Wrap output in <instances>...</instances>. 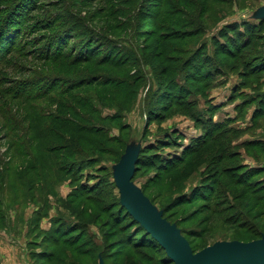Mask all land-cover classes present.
<instances>
[{
    "label": "rangeland",
    "instance_id": "1",
    "mask_svg": "<svg viewBox=\"0 0 264 264\" xmlns=\"http://www.w3.org/2000/svg\"><path fill=\"white\" fill-rule=\"evenodd\" d=\"M34 1L0 57V264H141L131 174L195 252L262 239L264 0Z\"/></svg>",
    "mask_w": 264,
    "mask_h": 264
},
{
    "label": "water",
    "instance_id": "2",
    "mask_svg": "<svg viewBox=\"0 0 264 264\" xmlns=\"http://www.w3.org/2000/svg\"><path fill=\"white\" fill-rule=\"evenodd\" d=\"M132 176L118 180L121 205L158 242L173 264H264V237L251 242H217L194 252L180 230L130 185Z\"/></svg>",
    "mask_w": 264,
    "mask_h": 264
},
{
    "label": "trees",
    "instance_id": "3",
    "mask_svg": "<svg viewBox=\"0 0 264 264\" xmlns=\"http://www.w3.org/2000/svg\"><path fill=\"white\" fill-rule=\"evenodd\" d=\"M28 0H10V2H6V4L4 6H0V51L3 49H5V54L3 56V54L0 56L1 60L4 59L5 57H7L8 55H12L14 53H16L18 48V44H17V39L18 37L23 35V30L19 23L21 22V19L24 20V14L22 13L23 10L26 8L27 9V2ZM40 0H35L34 3L30 6L29 9L31 8H35L36 6V2H38ZM68 0H62L61 4L63 2H67ZM26 3V4H25ZM51 6L53 8H55V4L52 3ZM36 10V9H35ZM59 17H61L59 15ZM25 21V20H24ZM47 22H49V20H47ZM52 21L49 22L48 25H44V29L45 31H52L54 24L51 23ZM23 31V32H22ZM22 32V35H21ZM249 28L248 27H244L243 32H241L239 29L234 31V34L236 35L235 37H237L236 41H233L231 44L237 49H242L244 50L245 48H247L248 46L252 45V41L251 38L254 35H251L249 33ZM6 46V48H4ZM46 46H49L50 51L53 48H57V45L55 43L54 40L50 41L47 43ZM236 49V50H237ZM227 51H223L224 54H228V55H232L234 57H238L240 55L237 54L231 49V46L226 49ZM91 51V49L86 46L83 47L81 46L79 51H77L78 56H76L74 58V62L75 63H88V62H93L94 57L91 56V53L88 54V52ZM57 52V51H56ZM63 52H61L60 50L58 51V53H55V55H53V57H47V59H59L64 57L65 54H62ZM88 54V55H87ZM50 56V55H48ZM141 156L138 157L137 160V166L135 171H137L141 166ZM252 169V168H251ZM254 172H253V171ZM251 171L245 172L240 174L239 176L241 177H248L250 172H253L254 175L260 173L262 171L261 170H256V169H252ZM251 173V174H253ZM248 174V175H247ZM250 174V175H251ZM240 177V178H241ZM241 180L239 179V182ZM255 185V190L253 191L254 195L259 193L260 191L264 192V183H259L258 181H256ZM186 193H182L181 195L177 196L176 199L173 201L174 203L176 202V200L182 198L183 196H185ZM121 205V204H120ZM173 206V205H171ZM206 209L208 210L209 208L212 209V207H209L208 205H205ZM121 208L125 210L126 214L132 219L133 224H135V226L138 228V230H141V232L139 234L136 235V237L132 240L127 241L128 246L130 247V255H136V257H138V259L141 261V264H173V262L169 259V257L167 256L165 250L158 244V242L156 240H154L150 234L147 233V231L137 222L134 220V218L127 212V210L125 209V207H123L121 205ZM164 217L171 221L169 217L166 216L165 212H163ZM132 226V225H130ZM240 226L244 227L245 223H241ZM264 226V223H263ZM264 230V229H263ZM59 231V230H57ZM190 244V243H189ZM191 246V244H190ZM192 250L195 252V249L191 246ZM144 250L150 251L152 252L155 256L157 255V257H152V258H147V260L144 258L143 252ZM131 258V259H130ZM133 256L130 257H126V259H124V264H136L135 261H132Z\"/></svg>",
    "mask_w": 264,
    "mask_h": 264
}]
</instances>
